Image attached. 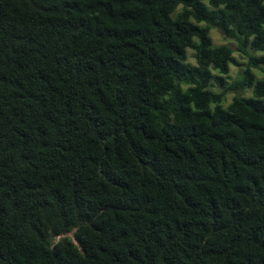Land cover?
Here are the masks:
<instances>
[{
	"label": "trees",
	"instance_id": "16d2710c",
	"mask_svg": "<svg viewBox=\"0 0 264 264\" xmlns=\"http://www.w3.org/2000/svg\"><path fill=\"white\" fill-rule=\"evenodd\" d=\"M0 264H264V0H0Z\"/></svg>",
	"mask_w": 264,
	"mask_h": 264
},
{
	"label": "rangeland",
	"instance_id": "374dc122",
	"mask_svg": "<svg viewBox=\"0 0 264 264\" xmlns=\"http://www.w3.org/2000/svg\"><path fill=\"white\" fill-rule=\"evenodd\" d=\"M209 36L211 38V41H212V44L213 45H222V44H227L228 46L231 47V49L233 50V53L232 55L234 56V58L238 61V63L240 64V66H234V65H230L229 66V73H228V76L230 77V79H228V82L229 80L235 78L237 76V74L240 72L241 68H243V64L245 62V59L242 58V56H240L236 51H235V48H234V43L233 41L229 40V39H226L224 38L219 31H217L216 29H211L209 31ZM191 53L190 51H188V61L190 63L193 62L192 58L190 57ZM255 76L257 78H260L263 76V73H260V72H257L255 71ZM215 89V88H214ZM218 90V89H216ZM239 94L243 95V96H249L250 95V92L249 90H244V91H241ZM231 92L230 93H226L225 95V104L228 103L230 97H231ZM61 237H71V234L68 233V234H64L62 235Z\"/></svg>",
	"mask_w": 264,
	"mask_h": 264
}]
</instances>
